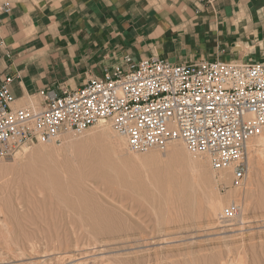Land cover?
Returning <instances> with one entry per match:
<instances>
[{
    "label": "rangeland",
    "instance_id": "374dc122",
    "mask_svg": "<svg viewBox=\"0 0 264 264\" xmlns=\"http://www.w3.org/2000/svg\"><path fill=\"white\" fill-rule=\"evenodd\" d=\"M102 127H110L118 136L109 123H102L80 135L70 134L67 141H72L71 147L94 155L103 151L104 161L75 164L65 159L66 170L55 167L54 154L66 146L65 135L49 147L24 143L10 157L0 159V167L14 168L9 176L0 172V239L4 241H0V264H264V176L260 173L264 175V163L257 168L261 171L252 175L256 188L245 209L237 200H227L218 207L203 201L199 188L192 184L198 188L192 189L190 181L202 186L201 193L204 185L210 184L226 196L246 183V175L234 185L229 174L228 184L221 185L214 183L205 158L202 162L206 166L198 169L205 173L197 176L198 170L185 166L189 163L186 159L170 161L164 155L166 149H153L156 155L148 161L149 168L168 170L170 175L169 180L161 177L153 187L128 149L116 151L106 143H86L87 135ZM42 150L53 153L50 160L38 158ZM231 204L240 208V215L234 223L223 224L219 216Z\"/></svg>",
    "mask_w": 264,
    "mask_h": 264
},
{
    "label": "built area",
    "instance_id": "2783aa9c",
    "mask_svg": "<svg viewBox=\"0 0 264 264\" xmlns=\"http://www.w3.org/2000/svg\"><path fill=\"white\" fill-rule=\"evenodd\" d=\"M9 12L10 3L0 1V22ZM11 81L0 83V159L24 143H58L109 123L132 153L179 140L190 155L208 158L211 170L232 168L237 185L247 173V141L264 129V63L125 57L78 89L41 93V110L13 107ZM239 215L231 204L219 221L234 223Z\"/></svg>",
    "mask_w": 264,
    "mask_h": 264
},
{
    "label": "crops",
    "instance_id": "0c3cea01",
    "mask_svg": "<svg viewBox=\"0 0 264 264\" xmlns=\"http://www.w3.org/2000/svg\"><path fill=\"white\" fill-rule=\"evenodd\" d=\"M0 1V83L12 78L15 108L43 109L41 93L78 89L125 57L264 63V0Z\"/></svg>",
    "mask_w": 264,
    "mask_h": 264
},
{
    "label": "bare ground",
    "instance_id": "6f19581e",
    "mask_svg": "<svg viewBox=\"0 0 264 264\" xmlns=\"http://www.w3.org/2000/svg\"><path fill=\"white\" fill-rule=\"evenodd\" d=\"M41 110V109H39ZM110 126V125H109ZM112 128V127H111ZM114 131V130H113ZM70 134H66L65 135V138L66 140L63 141L64 142V148H59L58 151H56V154L55 155V159L57 161L58 164H55L54 166L55 167H58V168H62V170H66L65 168V159H68L69 161H74V163H78L82 160H86V161H91V162H94V160L96 162L100 161V160H103L104 161V158H105V154L103 151H101L99 154L97 155H94L92 152H86L85 149H80V148H74V146L71 147V142L72 141H67V138L70 137L69 136ZM119 136V135H118ZM116 135H113L112 134V131L110 129V127H102L100 128V130L97 132V133H90L87 135V138H86V143L88 145H91V144H94L96 143L97 144H100V143H106V145H108L109 147H111L113 150H116V151H122V150H125L127 149L126 148V144H125V141L123 140V138L121 137H118ZM64 138V139H65ZM70 139V138H69ZM74 139V138H73ZM85 139V138H84ZM67 143H70V146L68 145L67 146ZM77 143V142H76ZM79 143V142H78ZM48 147L49 145L51 144H47ZM61 146V145H60ZM90 147V146H88ZM101 147V146H100ZM42 149H45L47 147H41ZM84 148V147H83ZM91 148V147H90ZM32 149V148H31ZM166 149V150H165ZM57 150V149H56ZM164 155L171 160L173 161H179L180 160H183V159H186V162L189 161L188 164H185V166L187 165V167H189L188 169H191V170H195V172H197V170L201 167L203 168V166L206 164L204 163L205 161L203 160V158H205L207 161L208 158L206 157H195V156H192L190 155L184 148L183 144L179 141V140H176V141H173L169 144H167L165 147H164ZM55 151V150H54ZM115 151V152H116ZM129 151V150H128ZM118 153L116 152V155ZM137 153H134V156H133V160L140 166L141 170H142V175L144 176V178L146 179V181H149L148 183L150 185H152L154 187V185L156 186V183L154 182H157V180H159L161 177H169V173H168V170L166 172H155V171H152L150 168H149V165H148V161L151 160L154 155H156V152L155 150L151 149L149 150L148 152H146L145 154H143L142 156H139V155H136ZM159 154V153H157ZM31 155V154H30ZM120 155V154H119ZM118 155V156H119ZM162 155V154H161ZM248 155V156H247ZM53 156V153L51 152H48L47 150H42L41 152H39L38 154V158L42 159L44 162L48 161L51 159V157ZM122 156V155H121ZM246 156L247 158H249V171H250V176L247 177V173H246V183H244L242 185V187L239 185L236 189H234L233 191H231L230 193L228 192V194L225 195H220L218 192L214 191L210 184L209 186H205L203 187L204 191L201 193V189L200 187L202 186H199L198 183H194L192 181H190V184L194 185L195 187H198L199 190H197L196 188H194V186L190 185V187L194 190L196 189L197 191H199L200 193V196H202L201 198H203V201L207 202V203H210V204H213V205H216L218 207H223L224 203L227 201V200H237L239 201V205H240V202H242V205H243V209H245L247 206H248V197L254 192L255 188H256V185L254 183V179L252 178L255 174V172L258 170V166L263 164L264 163V129L262 131V133L259 135V136H256L254 138H251L247 141V153H246ZM16 157V156H15ZM31 157V156H30ZM37 157V155H36ZM23 158V157H22ZM200 158L201 160H198ZM15 160V159H14ZM127 160V159H126ZM161 160V159H160ZM164 160V159H163ZM202 160L204 162H202ZM17 161V159H16ZM125 161V160H124ZM168 161V160H167ZM117 162V161H116ZM169 162V161H168ZM16 163V162H14ZM13 163V164H14ZM34 163V162H33ZM73 163V162H72ZM73 163V165H74ZM75 163V164H76ZM177 163V162H176ZM185 163V162H184ZM2 164V162H1ZM28 164V163H27ZM134 164V163H133ZM132 164V165H133ZM162 164V163H161ZM183 164V163H182ZM6 165V164H5ZM12 165V164H11ZM16 165V164H14ZM124 165V164H123ZM121 165V166H123ZM177 165V164H176ZM175 165V166H176ZM179 165V164H178ZM177 165V166H178ZM208 165V164H207ZM18 166V165H17ZM135 165H133L134 167ZM182 166V165H181ZM204 166V167H205ZM45 167V166H44ZM75 167V165H74ZM261 168V166H259ZM78 168V167H77ZM207 168V167H206ZM209 168V167H208ZM126 169V167H125ZM124 169V170H125ZM181 169V168H180ZM211 169V168H210ZM61 170V171H62ZM138 170V169H137ZM177 170V169H176ZM187 170V169H186ZM204 170V169H203ZM4 171V172H3ZM136 171V170H135ZM134 171V173H135ZM173 171V170H172ZM199 171V170H198ZM201 171V169H200ZM197 172L196 174L194 175H201L203 173H205L203 171V173H200ZM213 171V170H212ZM261 171V169H260ZM258 170V172L256 174H258L260 172ZM0 172L2 173H5L8 175V173H14V168H8V167H0ZM21 172V171H20ZM127 172V171H126ZM189 172V171H187ZM194 172V171H193ZM192 171L190 173H193ZM202 172V171H201ZM232 172V168H229V169H224V170H220V171H213L211 172V175H212V178L214 179V183H219V184H228L229 182V174H231ZM248 172V170H247ZM263 171H261V176H264L262 174ZM139 173V172H137ZM189 173V174H190ZM207 173V172H206ZM24 176H25V173H23ZM131 174V173H130ZM20 175V174H19ZM27 175V174H26ZM138 175V174H137ZM141 175V174H140ZM193 175V174H192ZM2 176V175H1ZM4 176V175H3ZM9 176V175H8ZM47 176V175H46ZM191 176V174H190ZM203 176V175H202ZM202 176H199V177H202ZM11 177V175H10ZM17 177V176H16ZM19 177V176H18ZM128 177H131V176H128ZM167 177V178H168ZM188 177V175H187ZM199 177L197 178L198 181L200 182H204L202 181V179ZM256 177V176H255ZM3 178V177H2ZM185 178V177H184ZM191 178V177H190ZM194 178V177H193ZM211 178V177H210ZM1 179V178H0ZM5 179H9L6 178ZM11 179V178H10ZM33 179V178H32ZM136 179V178H135ZM139 179V178H138ZM170 178H168L169 180ZM183 179V178H182ZM195 179V181L197 180ZM258 177H256V181ZM4 180V179H2ZM167 180V181H168ZM180 180V179H179ZM184 180V179H183ZM188 180V179H187ZM204 180V179H203ZM5 181V180H4ZM11 181V180H9ZM161 181V180H159ZM189 181V180H188ZM164 182V181H163ZM192 182V183H191ZM200 182V183H201ZM206 182V181H205ZM204 182V183H205ZM208 179H207V183H208ZM259 182V181H258ZM257 182V183H258ZM159 183V182H158ZM157 183V184H158ZM1 184V183H0ZM4 184V183H2ZM9 184V183H8ZM171 184V183H170ZM206 184V183H205ZM7 185V184H6ZM166 185H168V183H166ZM189 185V184H188ZM200 185H203V184H200ZM212 185V184H211ZM217 185V184H216ZM5 186V185H4ZM8 186V185H7ZM170 186V185H169ZM6 187V186H5ZM152 187V188H153ZM157 187V186H156ZM213 187V186H212ZM218 187V186H216ZM215 187V188H216ZM240 187V188H239ZM5 189V188H4ZM8 189V188H7ZM156 190H158L156 188ZM1 191V190H0ZM193 192V191H192ZM195 192V191H194ZM196 193V192H195ZM198 193V192H197ZM198 195V194H197ZM245 198V200H244ZM244 200V201H243ZM198 207H200V204H198ZM1 232V231H0ZM2 234V233H1ZM3 237H6L4 234L2 235ZM3 239V238H2ZM0 239V241L2 240ZM7 239V238H6ZM8 241V239H7ZM5 241V242H7ZM1 243H4V241ZM7 244L9 245V242H7ZM5 247H6V244H4ZM7 245V248H9ZM3 246V245H2ZM3 247V248H5ZM6 248V249H7Z\"/></svg>",
    "mask_w": 264,
    "mask_h": 264
}]
</instances>
